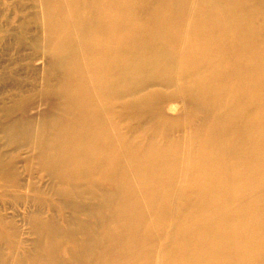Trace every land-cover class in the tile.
<instances>
[{
  "label": "bare ground",
  "instance_id": "bare-ground-1",
  "mask_svg": "<svg viewBox=\"0 0 264 264\" xmlns=\"http://www.w3.org/2000/svg\"><path fill=\"white\" fill-rule=\"evenodd\" d=\"M34 2L60 205L0 264H264V0Z\"/></svg>",
  "mask_w": 264,
  "mask_h": 264
},
{
  "label": "rangeland",
  "instance_id": "rangeland-1",
  "mask_svg": "<svg viewBox=\"0 0 264 264\" xmlns=\"http://www.w3.org/2000/svg\"><path fill=\"white\" fill-rule=\"evenodd\" d=\"M38 11L34 0H0V238H4V242L0 239V254L6 259L10 258V246L22 254L30 249L35 237L27 218L36 212L37 204L44 203L43 218L50 216L49 206L55 209L60 205L20 133V128L36 122L34 132L41 137L57 100L50 82L56 71L37 45ZM173 104L177 108L172 112ZM173 104L165 105L163 119L171 121L187 113L183 101ZM54 216L60 220L59 212Z\"/></svg>",
  "mask_w": 264,
  "mask_h": 264
}]
</instances>
